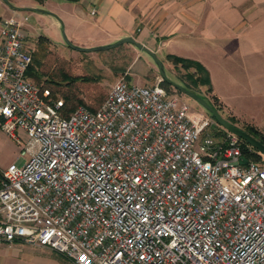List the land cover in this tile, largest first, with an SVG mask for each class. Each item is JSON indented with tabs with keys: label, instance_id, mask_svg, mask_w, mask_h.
<instances>
[{
	"label": "built area",
	"instance_id": "obj_1",
	"mask_svg": "<svg viewBox=\"0 0 264 264\" xmlns=\"http://www.w3.org/2000/svg\"><path fill=\"white\" fill-rule=\"evenodd\" d=\"M27 19L0 15V128L26 156L2 171L0 242L72 264H264V162L242 139L190 117L161 78L120 79L63 116L26 76Z\"/></svg>",
	"mask_w": 264,
	"mask_h": 264
},
{
	"label": "crops",
	"instance_id": "obj_2",
	"mask_svg": "<svg viewBox=\"0 0 264 264\" xmlns=\"http://www.w3.org/2000/svg\"><path fill=\"white\" fill-rule=\"evenodd\" d=\"M16 11L43 13V36L53 44L63 43L61 32L84 48L131 36L159 57L196 61L208 71V94L264 135V0H0V15ZM32 29L26 24L24 32ZM6 142L17 143L0 128V145ZM10 163L0 155V172ZM0 264L72 263L47 247L14 241L0 242Z\"/></svg>",
	"mask_w": 264,
	"mask_h": 264
},
{
	"label": "rangeland",
	"instance_id": "obj_3",
	"mask_svg": "<svg viewBox=\"0 0 264 264\" xmlns=\"http://www.w3.org/2000/svg\"><path fill=\"white\" fill-rule=\"evenodd\" d=\"M27 16L28 19L26 24L33 28L31 32H24L26 35L27 47L31 51H36L40 41L46 42L47 49L45 51V56H41L40 58L42 66L41 68H34L39 73V80L37 81L31 78L39 86L51 88L53 84L49 83V81H61V77L58 74L60 70L71 75L92 76L95 78V81L80 82L78 84L82 89L85 103L89 107L97 108L104 101L112 85L120 79L135 84H138L140 82L139 80H141L144 84L151 85L160 78L157 66L151 56L131 43H124L118 47L107 50L79 51L67 44L65 41L67 35H64L63 32H61L63 43L53 44L50 40L48 42L41 38L42 35H45L46 30L49 29L48 23L45 20L46 17L43 13L28 11ZM50 32L52 33V30H50ZM50 35L54 37L52 34ZM158 58L162 61V64L163 61L165 64H167L166 61H170L166 56H158ZM170 62L172 63V61ZM173 66L174 67L171 66L166 69L163 64L165 74L168 78L200 95L228 122L244 130V127L248 124L246 121L232 116L220 103L215 101L205 89H201L199 85L192 82L188 76V72H193L192 68H184L181 63L177 65L173 64ZM168 90L178 95L189 104L190 117H211V114L203 106L188 95L176 90L171 85L168 87ZM245 108H247V106H242V109ZM235 113L240 118H247L246 114L239 111ZM219 128L221 129L222 127L220 126ZM250 147L253 148L255 152L259 153L257 149L252 146ZM0 155L1 159L11 160L16 165L23 164L26 159V156L21 154V146L18 143L14 144L12 142H6L0 145ZM258 162H264V155H260ZM2 171L0 172V180Z\"/></svg>",
	"mask_w": 264,
	"mask_h": 264
},
{
	"label": "trees",
	"instance_id": "obj_4",
	"mask_svg": "<svg viewBox=\"0 0 264 264\" xmlns=\"http://www.w3.org/2000/svg\"><path fill=\"white\" fill-rule=\"evenodd\" d=\"M38 3H42L44 0H35ZM67 1H77V0H67ZM44 41H48L49 39L46 36H41ZM40 38V39H41ZM46 42L40 41L38 49L32 51V62L26 72V76L34 80H39V73L35 70V67L41 68V56H45L46 51ZM40 53V56H39ZM167 59L172 61L174 65L181 63L184 68H192L193 72H188L189 78L192 80L193 83L196 85H205L206 91H211V82L209 78L208 71L198 62L181 58L175 55H167ZM176 67V66H175ZM59 76L61 77V81H49V83L53 84L51 88L46 86H40L41 88H47L50 90L51 97L56 100H60L62 103L61 106V114L63 116H68L71 111L77 108L79 105L85 106L88 109L94 110L96 108L89 107L82 95V89L80 88V82H91L95 81V78L92 76L87 75H71L65 71L60 70L58 72ZM32 80V79H31ZM33 81V80H32ZM34 82V81H33ZM35 83V82H34ZM37 84V83H35ZM162 85L168 90L170 84L162 80ZM214 119V117L211 115ZM244 130L250 134H252L255 138H257L260 142L264 144V135L254 126L246 124ZM223 130L218 129L216 131V135L222 133ZM242 153L243 157L247 160L258 161L260 158L259 153L255 152L253 148H251L245 141L242 140Z\"/></svg>",
	"mask_w": 264,
	"mask_h": 264
},
{
	"label": "water",
	"instance_id": "obj_5",
	"mask_svg": "<svg viewBox=\"0 0 264 264\" xmlns=\"http://www.w3.org/2000/svg\"><path fill=\"white\" fill-rule=\"evenodd\" d=\"M65 41L67 44H69L72 48L79 50V51H100V50H107L111 48H115L120 46L124 43H131L137 48L143 50L146 52L151 58L154 60L160 78L164 80L165 82L169 83L172 87H174L176 90L184 93L185 95H188L192 99H194L197 103H199L201 106H203L218 122V124L225 129L226 131H229L235 135H237L239 138H241L243 141H245L250 146L254 147L264 155V144L260 142L257 138H255L252 134L242 130L241 128L237 127L236 125L228 122L225 118L222 117V115L212 106L210 105L204 98H202L200 95L196 94L195 92L185 88L184 86L180 85L179 83L173 81L172 79L168 78L165 74V70L162 64V61L158 58L157 54L152 51L151 49L147 48L146 46L142 45L140 42H137L133 37L127 36L122 39H119L113 43L105 44V45H99L94 47H79L74 44H71L70 41H68L65 37ZM242 163H246V160H242Z\"/></svg>",
	"mask_w": 264,
	"mask_h": 264
}]
</instances>
